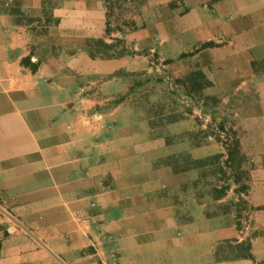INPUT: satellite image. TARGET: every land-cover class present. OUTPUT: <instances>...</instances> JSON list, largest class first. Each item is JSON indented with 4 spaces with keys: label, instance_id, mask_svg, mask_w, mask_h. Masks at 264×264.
<instances>
[{
    "label": "crops",
    "instance_id": "obj_1",
    "mask_svg": "<svg viewBox=\"0 0 264 264\" xmlns=\"http://www.w3.org/2000/svg\"><path fill=\"white\" fill-rule=\"evenodd\" d=\"M134 2L121 34L105 0H0V264H264V0ZM121 37L122 54L89 45ZM156 70H198L238 107L246 230L191 191L200 166L171 160L224 146H188L186 121L156 126L134 105L128 76ZM247 238L254 259H216Z\"/></svg>",
    "mask_w": 264,
    "mask_h": 264
},
{
    "label": "rangeland",
    "instance_id": "obj_2",
    "mask_svg": "<svg viewBox=\"0 0 264 264\" xmlns=\"http://www.w3.org/2000/svg\"><path fill=\"white\" fill-rule=\"evenodd\" d=\"M105 1L108 20L115 25L111 27L122 29L121 34H123L126 28L132 29L135 26L134 16L138 14V6H135L137 3L134 0ZM110 44L112 46L108 49L93 44V49L101 50L107 56L119 54L124 50L130 51L126 46V40L122 37L115 38V41ZM154 62L156 65L159 62L155 55ZM157 66L162 68L160 65ZM194 73H198V70L180 78L173 77L167 72L163 74L161 70H156L154 75L150 76L143 72L132 73L128 79L140 89L133 102L138 110L148 115L150 122L156 126L168 122L186 121L187 129L182 134H186L183 136L187 138L188 146L196 143L209 144L214 141L224 146V154L216 152L195 160L190 157V154H179L176 151L171 156V160L175 162L176 167L187 168L195 164L200 166L199 183L193 185L190 188L191 191L202 198L208 212H226L233 209L236 223L240 222L238 227L246 230L248 227L246 229L242 227L241 218H246L249 226V210L240 200H243V195L247 192L244 189L247 187L248 166L241 152L235 154L232 160L227 159L226 149V142L232 148L234 140H238L237 134H234L236 130L232 128V125L238 117L239 109L228 105L227 102H222L214 95L205 94L204 89L208 85L202 89L198 86L206 80L205 78L199 77L198 84L192 86L188 77ZM226 121L230 123L224 127L223 123ZM155 131L158 133L162 130L156 128ZM217 155L219 156L215 157ZM228 187H233V191L226 193L225 189ZM220 190H224L225 197L224 200L218 202L216 198L222 196ZM228 247V244L223 243L219 248L222 251ZM225 254H227L226 251L219 253V255Z\"/></svg>",
    "mask_w": 264,
    "mask_h": 264
},
{
    "label": "trees",
    "instance_id": "obj_3",
    "mask_svg": "<svg viewBox=\"0 0 264 264\" xmlns=\"http://www.w3.org/2000/svg\"><path fill=\"white\" fill-rule=\"evenodd\" d=\"M93 44H96V45H99L105 49H108V48H111V44L110 43H106L105 41L103 40H95V41H92V43L90 42L89 45H92V48H93ZM206 44H211L210 43H206ZM92 55H94L93 51H90ZM122 54V52H121ZM205 78L204 75L198 71V73H194L192 74L191 76L188 77V80L189 82L191 83L192 86L198 84L197 82V79L198 78ZM210 84V81L208 80H204L203 83H201L199 86L200 89L204 88L206 85H209ZM227 144V159L229 160H232L233 159V156L235 154H238L240 152L239 150V142L237 139L234 140V143H233V147L231 148L229 146V144L226 142ZM219 155L215 156V157H218ZM220 194H223L224 193V190H220L219 191ZM240 202H242L243 205H246L245 204V201L243 200H240ZM238 226H240V222L237 223ZM234 242V243H232ZM226 244H228V253L225 254V255H219V252L221 251V249H218V251L216 250V259H232V258H250V259H254L252 253H251V243H250V240L247 238V239H243V240H240L238 241L237 239H234L232 241L228 240L225 242Z\"/></svg>",
    "mask_w": 264,
    "mask_h": 264
},
{
    "label": "built area",
    "instance_id": "obj_4",
    "mask_svg": "<svg viewBox=\"0 0 264 264\" xmlns=\"http://www.w3.org/2000/svg\"><path fill=\"white\" fill-rule=\"evenodd\" d=\"M14 221L19 224V221L17 219L14 218ZM241 224H242V227L244 229H246L248 227V224H247V219L246 218H241Z\"/></svg>",
    "mask_w": 264,
    "mask_h": 264
}]
</instances>
